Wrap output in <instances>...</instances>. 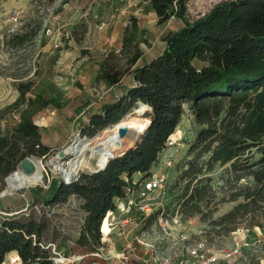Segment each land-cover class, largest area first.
<instances>
[{
    "label": "trees",
    "instance_id": "1",
    "mask_svg": "<svg viewBox=\"0 0 264 264\" xmlns=\"http://www.w3.org/2000/svg\"><path fill=\"white\" fill-rule=\"evenodd\" d=\"M145 1L159 24L171 18L180 24L163 36L160 54L137 64L132 84L121 87L119 96L103 103L100 112L89 117L85 129L88 136L103 132L119 124L140 102L139 118L149 110L144 114L143 130L138 118L136 144L146 129L144 137L134 149L127 151L135 142L124 155H115L118 157L102 171L81 174L69 185L59 182L42 199L44 204L63 202L71 195L82 199L86 217L77 245L89 252L99 245L101 222L115 209V200L136 187L132 176H148L171 140L185 104L202 128L187 150L191 160L178 177L185 183L182 214L186 218L202 216L201 203L207 205L214 196L202 174L216 165H228L227 196L221 202L236 204L212 225L223 227L226 234L241 223L264 228V0L221 2L193 21L187 18L190 0ZM98 71V80L112 87L119 85L120 73L102 65ZM16 89L19 98L29 91L23 84ZM47 153L41 130L30 119L17 125L0 119V187L24 158ZM0 210L8 212L1 201ZM45 228L32 220L0 217V264L9 254H15L21 264H52L41 245Z\"/></svg>",
    "mask_w": 264,
    "mask_h": 264
},
{
    "label": "rangeland",
    "instance_id": "2",
    "mask_svg": "<svg viewBox=\"0 0 264 264\" xmlns=\"http://www.w3.org/2000/svg\"><path fill=\"white\" fill-rule=\"evenodd\" d=\"M225 1L229 0H190L186 5L187 18H200ZM179 24L176 18L159 24L145 0H0V119L17 125L28 118L37 125L48 153L29 157L48 162L65 150L76 134L79 138H92L101 132L88 136V125L81 120L89 113L99 112L109 96H119L121 87L130 86L134 67L160 54L163 36L175 31ZM101 65L121 74L119 85L108 86L97 79ZM20 84L29 87L23 98H19L16 89ZM138 108L134 107L125 117L135 118L134 109ZM146 112L139 118L142 130ZM51 116L56 117V123H51ZM201 128L188 106L183 105L180 122L151 166L152 171L148 176L141 174L135 178L145 179L153 173L162 179V190L154 201L160 203L164 213L180 214L181 230L192 238L203 239L214 249L248 244L241 248L237 258L222 264H264V228H249L241 223L234 232L226 234L223 227L212 225L236 204L221 202L227 196L228 165H216L213 171L202 174L214 193L207 205L205 201L201 203L202 216L186 218L182 214L185 183L179 182L178 177L191 160L187 150ZM89 164L90 168H82L71 181L97 170L95 158L89 159ZM62 181L47 167L42 184L21 190L8 185L10 192L0 198L1 206L8 212L0 210V217L15 216L22 222L45 224L41 245L48 251L52 264H110L103 254L119 251V237L112 236L105 243L99 241L93 252L77 245L86 217L81 198L71 195L63 202L43 203L42 199ZM5 188L3 181L0 194ZM153 219L141 223L139 229H145L144 225L148 226ZM3 264L21 262L15 254H9Z\"/></svg>",
    "mask_w": 264,
    "mask_h": 264
},
{
    "label": "built area",
    "instance_id": "3",
    "mask_svg": "<svg viewBox=\"0 0 264 264\" xmlns=\"http://www.w3.org/2000/svg\"><path fill=\"white\" fill-rule=\"evenodd\" d=\"M41 121L45 118L41 117ZM51 116V123H56ZM136 187L127 189L115 200V209L106 213L99 233L101 243L110 237L122 239L120 249L112 255L103 254L110 264H222L229 263L247 247L242 243L230 249H214L203 239L192 238L181 230L180 214L164 213L155 195L162 190V179L151 173L145 179L134 180ZM152 223L139 229L150 218ZM107 220V231L102 230ZM98 255V254H97Z\"/></svg>",
    "mask_w": 264,
    "mask_h": 264
},
{
    "label": "bare ground",
    "instance_id": "4",
    "mask_svg": "<svg viewBox=\"0 0 264 264\" xmlns=\"http://www.w3.org/2000/svg\"><path fill=\"white\" fill-rule=\"evenodd\" d=\"M141 113L142 108L136 109L134 112L136 115L135 118L130 119L129 117H126L121 120L119 124L115 126L112 125L113 127L110 126L111 128L106 129L93 138H79L78 136L75 145H69L64 150L69 156L75 157L72 161H69V159L68 161H63L58 154L46 163L33 158L30 159L34 168L33 172L27 175L18 170L6 180V192H10L7 189L8 185H12L15 189L21 190L25 187L42 184L43 171L47 169V167L51 173L58 174L62 180L65 181L67 177L71 179L74 174H77L82 168H90L89 159L95 158L96 166H103L108 160L107 157L109 153L114 156L121 154L134 144L137 137L136 125ZM119 127H126L128 129L126 136L121 139L118 138ZM88 154L89 157H87ZM106 226L107 220L102 226L103 231H107ZM57 261L60 262V260Z\"/></svg>",
    "mask_w": 264,
    "mask_h": 264
},
{
    "label": "water",
    "instance_id": "5",
    "mask_svg": "<svg viewBox=\"0 0 264 264\" xmlns=\"http://www.w3.org/2000/svg\"><path fill=\"white\" fill-rule=\"evenodd\" d=\"M141 105H143V104L140 103V102L137 103V107H139V106H141ZM134 110H135V109H134ZM134 110H133V111H134ZM148 110H149V109H148ZM127 130H128V129H127L126 127H119V128H118V138H119V139L124 138V137L126 136V134H127ZM145 133H146V129L144 130L143 134L141 135L140 141H139L136 145H134L132 148H129L127 151H129V150H131V149H134V148H135V147L141 142V140H142V138L144 137ZM78 136H79L78 134H76V135L74 136V138H73V140H72V142H71L70 145H75V143H76V139H77ZM127 151L121 153V154L118 155V156H122V155H124ZM58 155L61 157V159H63V158H65V157L69 156L68 154H66V153L64 152V150L60 151V152L58 153ZM118 156H117V157H118ZM32 158H33V157H27V158H24L22 161H20L19 164L16 166L15 171H13L11 174H9V175L4 179V181L6 182V180L9 179V177H11L13 174H15L18 170L21 171V172L24 173V174H27V175L31 174V173L33 172V170H34L32 164H31V161H30V159H32ZM74 158H75V157L70 156L69 161H72ZM113 158H115V156H114L113 154H110V153H109V154H108V157H107L108 160L106 161V163H105L103 166H101V167H97V170L93 171L92 173H95V172H98V171H102V170L106 167L107 163H108L111 159H113ZM76 176H77V174L75 173L73 177H76ZM73 177H72V178H73ZM71 180H72V179H69V177H67L65 181H62V183L65 184V185H69L70 183L73 182V181H71ZM5 194H6V188H5V190L0 194V198L3 197Z\"/></svg>",
    "mask_w": 264,
    "mask_h": 264
},
{
    "label": "crops",
    "instance_id": "6",
    "mask_svg": "<svg viewBox=\"0 0 264 264\" xmlns=\"http://www.w3.org/2000/svg\"><path fill=\"white\" fill-rule=\"evenodd\" d=\"M109 98V101L110 100H112V98H115V96L113 95V96H109L108 97ZM100 112V111H99ZM99 112H92V113H89L85 118H83L82 120H81V123H85V125H88V123H89V117L92 115V114H97V113H99ZM42 136V135H41ZM42 139V138H41ZM42 145H44V146H46V147H48L46 144H43L42 143ZM150 171H152V170H150ZM138 175H140L141 176V174H139V173H136V174H134L132 177H133V179L134 180H139L140 178L139 177H137V178H135V176H138ZM114 237H116V236H114ZM116 238H118V237H116ZM120 239L121 238H119V241H120ZM122 242V241H121ZM120 242V243H121ZM121 245V244H120Z\"/></svg>",
    "mask_w": 264,
    "mask_h": 264
}]
</instances>
